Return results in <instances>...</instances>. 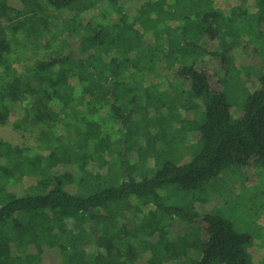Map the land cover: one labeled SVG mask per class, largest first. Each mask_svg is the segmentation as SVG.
Masks as SVG:
<instances>
[{
	"label": "trees",
	"instance_id": "trees-1",
	"mask_svg": "<svg viewBox=\"0 0 264 264\" xmlns=\"http://www.w3.org/2000/svg\"><path fill=\"white\" fill-rule=\"evenodd\" d=\"M18 47L35 54L15 74ZM247 48L260 75L234 119ZM2 67L0 126L22 109L40 148L0 138V264H253L252 236L193 205L264 171V0H0Z\"/></svg>",
	"mask_w": 264,
	"mask_h": 264
},
{
	"label": "rangeland",
	"instance_id": "rangeland-1",
	"mask_svg": "<svg viewBox=\"0 0 264 264\" xmlns=\"http://www.w3.org/2000/svg\"><path fill=\"white\" fill-rule=\"evenodd\" d=\"M137 5L138 3H134V6ZM70 13L65 11L62 17L70 16ZM86 17L89 19L90 15ZM70 42L72 49L75 50L78 46L76 45L77 42L72 39H70ZM211 48L216 50L217 47L212 44ZM34 54L31 48H14L9 60L15 63L14 73H20L22 64L24 65L26 60L27 62L29 61V55ZM205 60L214 64L217 63L209 55L205 57ZM233 60V74L226 82L225 91L232 104V117L236 119L240 114L246 94L256 89L260 75L258 67L260 59L254 50L247 48L237 49L233 54ZM0 70H3V67ZM175 71H163L159 74L158 78L162 86L165 87L174 78ZM223 74L222 70L219 72L218 77L222 78ZM202 110L203 107H201ZM182 111L180 110V112ZM23 113L24 111L20 108L11 112L9 124L0 126V138L14 145L28 147L32 153H35L40 148L38 137L32 132H21V130L18 131L14 128V123L16 124L17 121L22 120ZM131 130L133 133L137 132L134 124L131 126ZM194 144L195 140L191 139L179 146L183 157L182 162L187 161L188 153ZM152 166L153 163L149 161L148 167L152 168ZM234 170H231L226 175H221L217 183L212 184V182L207 188L209 191L205 195V198L208 197L206 203L203 206L195 203L193 208L198 212H212L230 223L236 231L252 236V243L248 247V251L252 257L253 264H264V171L258 173L255 170L251 173H245L244 171ZM113 173L115 174L116 171L113 170ZM24 183L25 187L28 186V178L24 179ZM163 196L168 202L172 201L176 205L180 203L178 200L181 198V194L176 188L164 189ZM210 196L211 198H209Z\"/></svg>",
	"mask_w": 264,
	"mask_h": 264
}]
</instances>
